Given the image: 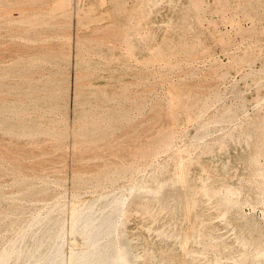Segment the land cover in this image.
<instances>
[{
    "label": "rangeland",
    "instance_id": "1",
    "mask_svg": "<svg viewBox=\"0 0 264 264\" xmlns=\"http://www.w3.org/2000/svg\"><path fill=\"white\" fill-rule=\"evenodd\" d=\"M8 1L9 4H12L10 2L15 4L14 0ZM39 1L41 0H29L27 3L34 9L33 5ZM42 1H47L44 3L47 8L55 5L54 0ZM18 2L15 5L18 4L19 7L24 1L18 0ZM70 3L71 6L68 8L70 10L67 12L69 15L66 13L69 18L65 13L63 17L61 13L49 19L56 27L59 25L58 22H64H61L58 28L53 27V30L56 29L54 31L46 30L52 35L56 34L43 40V47L46 48L39 50L40 56L28 57L31 58L28 60L35 59L39 74L42 75L46 71L43 76H39L40 79L36 76L35 83L28 80L21 82L18 78L28 61L25 60L27 57L12 54L13 50H17L27 42L21 32H16L20 26L12 32L8 29H0V33L2 32L0 42L4 43L0 44V48L6 46L5 51L2 50L0 55H4L5 60L11 59V61L4 60L3 64L0 63V67L6 64L5 68L12 72L6 77L8 84L10 82L14 84L15 80L20 81L18 85L12 86L11 83L4 89L0 88L4 91L3 93L0 91V97L3 94L2 97H6L8 101L7 108L0 106L4 109L3 112L0 111V145L4 146V148L0 147V157L5 156V159L0 158V210L3 209L4 212L10 210L4 214L0 211V225H2L0 247L4 249L8 246L7 241L11 240L9 237L14 236L18 231L17 228L20 229V223L24 222L23 218L24 227H27L33 217H43L48 208L61 205L64 207L63 248L67 261L72 241L76 239L75 247L78 249L82 247L80 235L71 234V207L74 205L86 207L101 195H111L109 199L121 195L125 202L124 209H128V212L121 218L119 228L124 231L126 239L134 247L136 246L134 250L140 262L144 260L142 248L144 250L147 243V246L152 245L151 248L154 250L160 247L159 249L164 250L163 253H168L169 256L184 255L182 243L173 235L181 227L192 225L186 220L190 214L186 209L188 210L187 201L191 197L189 187L193 178L192 183L195 185L192 186L197 188L205 186V190H197L198 194L201 192V196L203 194L204 196L203 198L200 195L196 196L197 200L200 197L201 202L198 201L197 205H200L196 206L195 213L193 212L199 214L198 218L199 216L200 219L201 216L203 218L199 219L200 222H196L198 228L196 223L193 226L197 230L205 227L216 237L212 240H204L201 236L198 241L218 243L222 248L224 247L223 250L227 255L229 253L228 259L220 258L219 254L211 249L203 252L202 246L199 247L194 242L195 244L190 246L198 249V254L195 253V264H207L215 258L227 264H234L233 260L236 259L235 257L238 258V253L236 255L234 253L241 249L238 244L241 228L250 225L253 231L248 233L249 236L264 241V204L260 201L264 192V183L262 185L260 183L264 176L257 174L264 164V0H71ZM79 9H82L85 15L80 13ZM89 14L93 15L89 16ZM91 17L96 20L92 21ZM127 17L131 18V21H128ZM80 20L83 26L79 24ZM124 25L126 28L128 25L133 28L129 26L126 29ZM63 34L66 35L65 41L61 38ZM124 34L128 35L124 39H131L126 40L133 42L131 43L133 47L130 43L127 44L128 41H124ZM80 41L81 44L78 45ZM56 47L58 50L62 49L61 52ZM127 47L131 50L127 51ZM118 48L122 51L120 49L118 51ZM10 50L11 54L10 52L4 54ZM125 50L132 56L130 54L127 57L129 54ZM59 56H62L64 61H57ZM124 59L130 61L127 60L128 65ZM75 78L81 79L78 88L81 84L80 89L83 91L90 89L87 88L88 86L92 87L94 94L80 93L82 97L78 95V98L75 91L78 80ZM37 79L41 83L38 85L42 91L37 85ZM31 84H36L37 90L39 91L40 88L39 92L42 93L38 92L40 95L36 97H26V100L24 97L21 98L19 91L28 88ZM20 85L28 87L20 89L22 87ZM46 85L51 89L49 93L52 94L48 93L51 97L43 92ZM53 88L55 92H52ZM101 91L107 94L103 95ZM62 94L64 97H61ZM56 95H60L59 98L62 99ZM92 95L98 98L95 99ZM83 97L89 99V102ZM107 97L110 100L104 101ZM58 103L61 107L57 105ZM81 103L84 105L85 113L95 105V109L91 108L94 110L90 109L92 117L88 115L89 113L86 114L87 116L82 113L83 110L80 112L81 108L84 109ZM174 109L175 115L171 113ZM77 111L83 118H80ZM169 112L174 118L177 117L176 121L173 120V116L169 117ZM23 115L27 117L26 120L31 121L34 130L27 128L18 132L10 130L11 128L4 124V121L8 120L21 121ZM78 127L82 130L77 131ZM88 128H94V132ZM74 131H77V136ZM17 132L23 133L20 135ZM86 134L92 137L87 138ZM111 142L114 147L119 146L113 148L114 151L110 149ZM80 147H83L81 150L86 153L78 151ZM89 147L92 149L90 150ZM85 148L87 151L84 150ZM74 151L75 154L79 152L78 155L81 157H76ZM84 153L87 155H83ZM98 153L101 154L100 157ZM109 165L111 169L115 168V172L113 170L110 172ZM105 166L110 176L106 173ZM213 168H216L215 171ZM102 169L105 170L106 175ZM117 170H121L122 173ZM100 171L104 174L99 173ZM100 174L105 177H100ZM155 175L159 177V181ZM85 179L87 182H84ZM92 179L95 183H92L94 182ZM207 179L212 181L206 182ZM242 180L246 183H242L244 182ZM113 182L114 184H111ZM240 184L243 185L244 190L240 191ZM133 186L135 189L131 191ZM148 187H151L153 192H149ZM28 189H31L30 196L34 194L33 198H27L26 194L30 193ZM32 190L37 193L35 191L36 194L32 193ZM246 192L251 193V200L248 199ZM140 199H147L146 203L150 206L152 204L150 217L146 216L148 215L146 211L142 212L135 206V201ZM224 201L230 204L225 216H223L224 209L218 205ZM35 208L38 209L37 213ZM176 208H178L177 212ZM39 211L42 213L40 214ZM151 217L155 223H152ZM174 217L182 220L183 224L182 222L177 224L180 228L174 224L176 219ZM3 218L6 221L1 220ZM167 218L171 220L168 221ZM12 220H15V223L19 221L16 223L17 226ZM6 222L10 224L7 226V232L6 226H3ZM10 226H13L14 231L12 228L10 230ZM37 227L39 228L33 226L31 232H36ZM17 233L15 236L18 235ZM13 236L12 239L16 238ZM25 238L26 241L24 240L22 246L30 245L31 237ZM143 243L145 244L142 245ZM154 244L158 247L154 248ZM160 259L161 257L152 258L146 264L174 263H160L158 261ZM14 262L11 261L10 264Z\"/></svg>",
    "mask_w": 264,
    "mask_h": 264
},
{
    "label": "bare ground",
    "instance_id": "2",
    "mask_svg": "<svg viewBox=\"0 0 264 264\" xmlns=\"http://www.w3.org/2000/svg\"><path fill=\"white\" fill-rule=\"evenodd\" d=\"M15 1V4H16V2H18V0H14ZM20 1V0H19ZM24 2L22 3V4H19V7L17 6V5H15V4H13V2H10V3H12V4H9V1L8 0H0V29H8L9 31H13V29H15V28H17V27H19L20 29L18 30V31H16V32H21V34L23 35V36H25L24 38L25 39H27V42L24 44V45H21V47H19L17 50H13L12 51V54L13 53H15L16 55H19V57H27V58H25V60H28V59H31V58H28V57H31V56H40V54H39V50L41 49H44V47L46 48V46H44L43 47V40H45V39H49V37H51V36H53V35H55L56 33H53V35L52 34H50L48 31H52L53 30V27H56V26H54L55 25V23H52L51 21H49V19L51 18L52 19V16L53 15H56V14H63V13H65V15H67L68 13V11L70 10H68V8L71 6V0H54L55 2H54V6L51 8H47V5L45 4L44 5V3L46 2L47 3V1H39V2H37V4H35V2H34V4L35 5H33V6H35V8L33 9L32 8V6L30 7V5L27 3L29 0H23ZM19 3V2H18ZM30 3V2H29ZM31 4V3H30ZM17 8V9H16ZM32 8V9H31ZM82 8V7H81ZM92 8V7H91ZM14 10H16V12H17V10H18V12L15 14L14 13ZM35 10V11H34ZM72 10V9H71ZM79 10H81L82 11V9H79ZM80 11V13H82V14H84L85 15V12L84 11H82L81 12ZM91 11H93V10H91ZM72 12H73V10H72ZM71 12V13H72ZM67 13V14H66ZM89 13V12H88ZM91 13V12H90ZM75 14V13H74ZM57 15V16H58ZM69 15V14H68ZM68 15L66 16V17H68ZM72 14H70V16H71ZM83 15V16H84ZM91 15H93V14H91ZM90 14H89V16H91ZM118 16V15H117ZM60 17V16H59ZM61 17H62V15H61ZM63 17H65L64 16V14H63ZM120 17V16H119ZM130 17V16H129ZM69 18V17H68ZM92 19V21H95L96 19L95 18H97L96 16H95V18H93V17H91ZM113 18V17H112ZM128 18V17H127ZM79 19V18H78ZM95 19V20H94ZM98 19V18H97ZM114 19H115V17H114ZM131 19V18H130ZM129 18H128V21H131ZM81 20H83V18H81ZM79 21V24L80 25H84L83 23H82V21ZM99 20V19H98ZM119 20V19H118ZM117 20V21H118ZM127 20V19H126ZM116 21V20H115ZM61 22H64V21H61ZM61 22H58L59 23V25H61ZM77 22V21H76ZM58 23H57V25H58ZM127 23V22H126ZM19 24V25H18ZM65 24H67V23H65ZM70 23H68V25H69ZM76 24V23H75ZM78 24V25H79ZM122 24V23H121ZM129 24V23H128ZM58 25V26H59ZM77 25V26H78ZM58 26L56 27V28H58ZM129 26H131V25H128V27L127 28H129ZM124 28H126L125 27V25L123 26ZM122 27V28H123ZM132 28H133V26H131ZM123 28V29H124ZM126 28V29H127ZM132 28H131V30H132ZM119 29V28H118ZM46 30H48V31H46ZM54 30H56V29H54ZM53 30V31H54ZM120 30H122L121 28H120ZM119 30V31H120ZM130 29H128V31H129ZM131 30H130V32H131ZM123 31V30H122ZM10 32V33H11ZM8 33V32H7ZM15 33V32H14ZM118 33H121V32H118ZM126 33V32H125ZM127 33H129V32H127ZM0 34H2V32L0 33ZM4 34H6L5 32H4ZM20 34V33H19ZM121 34H123V33H121ZM130 34V33H129ZM131 34H132V32H131ZM11 34H8V36H10ZM120 35V34H119ZM125 36H123V39H124V37H126V36H128L127 34H124ZM2 36V35H1ZM58 36V35H57ZM64 36H66V35H64L63 34V37L61 36V38H63L62 40H64L65 41V39H64ZM69 35L67 34V37H68ZM120 37V36H119ZM122 37V36H121ZM2 38V37H1ZM4 38V37H3ZM131 38V37H130ZM79 39V38H78ZM116 39H118V37L116 38ZM126 39H128V40H131V39H129V38H126ZM126 39H124V41L126 40ZM69 40H70V38H69ZM128 40H126V42L128 41ZM2 41V40H1ZM63 41V42H64ZM45 42V41H44ZM78 42V41H77ZM62 43V42H61ZM130 43V45L132 46L133 44H131V43H133V42H131V41H128V43L127 44H129ZM0 44L2 45V44H4V43H1L0 42ZM14 44V43H13ZM81 44V41L79 42V44L78 45H80ZM4 46V45H3ZM129 46V45H128ZM131 46H130V48H131ZM5 47V48H4ZM2 49L0 48V53H2L3 51L2 50H4L5 51V49H6V46H4ZM49 47V46H48ZM52 47V46H51ZM50 47V49H52ZM63 47H65V46H63ZM133 47V46H132ZM60 48H61V45H60ZM128 48V47H127ZM126 48V49H127ZM55 49V48H54ZM56 49L58 50V48L56 47ZM114 48L112 47V50H113ZM119 49L120 48H118V51H119ZM131 49H133V48H131ZM131 49H129L128 48V50L127 51H130ZM150 49V48H149ZM61 50L62 49H60V50H58L59 52H61ZM121 50V49H120ZM148 50V49H147ZM146 50V51H147ZM122 51V50H121ZM120 51V52H121ZM8 52H10L9 54H11V50L10 51H7V52H5L4 54H7ZM42 52V51H41ZM125 52H126V50H125ZM62 53H63V51H62ZM126 53H128V52H126ZM125 53V54H126ZM159 53V52H158ZM39 54V55H38ZM41 54H43V53H41ZM129 54V53H128ZM127 54V55H128ZM131 54V53H130ZM130 54L127 56V57H129L130 56ZM64 56H65V54H64ZM131 56H132V54H131ZM56 57H57V55H56ZM59 57H61L62 58V56H59ZM59 57L56 59L55 58V61L57 60V61H60V60H63V58L62 59H59ZM122 57H124V56H122ZM127 57H125V58H127ZM37 58H40V57H37ZM119 58V57H118ZM18 59V58H17ZM33 59V58H32ZM5 60V56L4 55H0V63L1 64H3V61ZM13 60V59H12ZM114 60V59H113ZM127 60L128 59H124V61L127 63ZM5 61H11V59L9 58V59H6ZM21 62H25L24 60L22 61V60H20ZM36 61H37V59H36ZM64 61V60H63ZM114 61H116V60H114ZM129 61V60H128ZM77 62H78V60H77ZM130 62V61H129ZM125 63V64H126ZM79 64V63H78ZM8 65V64H7ZM25 65H27V66H25V67H23L22 68V71H21V74L19 75V80L22 82L23 80L25 81V80H28V82L29 81H35V78H36V76H38L37 78H41V77H39L40 75H41V73L39 74V71L37 70L38 68H37V66H38V64L35 62V59L34 60H28L26 63H25ZM127 65H128V63H127ZM5 66H6V64H5ZM5 66L4 67H0V88L2 87L3 89H4V87L7 85V86H10V84L12 85V86H14V85H18L19 83H20V81L19 80H15V82H14V84H13V82H10V84H8L7 82H6V77H8V75L10 74V72L11 71H9L7 68H5ZM78 66V65H77ZM130 66H131V64H130ZM7 67V66H6ZM79 67V66H78ZM77 67V68H78ZM9 68V67H8ZM30 68H32V69H30ZM127 68V67H126ZM129 70V69H128ZM41 71H42V69H41ZM13 72H15V71H13ZM17 72V71H16ZM127 72V71H126ZM12 73V72H11ZM46 73V71L45 72H43L42 73V75L41 76H43V74H45ZM76 74V73H75ZM18 76V75H17ZM77 77V76H76ZM75 79H77V78H75ZM38 80V79H37ZM78 80V79H77ZM77 80H75V81H77ZM79 80H81V79H79ZM79 80L77 81V85H76V87L77 86H79L80 84H79ZM8 81V80H7ZM39 81V80H38ZM38 81H36L37 82V85H38V83L39 84H41L40 83V81L38 82ZM27 82V81H26ZM25 82V83H26ZM35 83V82H34ZM29 84V83H28ZM23 85V84H22ZM22 85H20V86H22ZM37 85L36 84H31V86H25V87H21L20 89H22V88H26V87H28V88H26V89H22L21 91H19V95H21L22 97L21 98H23L24 97V99L26 98V97H36V96H38V95H40L42 92H39L40 91V86L38 85V87H40L39 88V91L37 90L38 89V87H37ZM128 85V84H127ZM47 87H48V85H46ZM91 86H94V85H91ZM97 86H99V85H97ZM43 88L44 89V94L45 95H47L48 97L52 94H50L49 92H51V89L48 87V88ZM81 87H82V84H81ZM80 87V88H81ZM85 87V86H84ZM95 87V86H94ZM93 87V88H94ZM103 87L104 88H106L105 87V85L103 84ZM56 88V87H55ZM78 88V87H77ZM77 88H75L76 90V95L78 96L80 93H84V94H88V93H90V94H92L94 91H92L91 90V88L92 87H87V88H90V89H88V90H81L80 88H78V90H77ZM86 88V87H85ZM85 88H83V89H85ZM97 89H99V87H96ZM6 89V88H5ZM8 89V88H7ZM19 89V88H18ZM96 89V90H97ZM112 89V88H111ZM114 89V88H113ZM117 89V88H116ZM119 89H120V87H119ZM95 90V91H96ZM102 90V89H101ZM0 91H2V89L0 90ZM41 91H42V88H41ZM55 92V90H54V88H53V90H52V92ZM57 91V90H56ZM98 91V90H97ZM114 91H115V89H114ZM4 91H2V93H3ZM40 94H39V93ZM65 92V91H64ZM102 93L101 94H107V93H104L103 91H101ZM127 92V91H126ZM50 95H49V94ZM99 93H100V90H99ZM115 93V92H114ZM1 94V93H0ZM43 94V95H44ZM94 94V93H93ZM95 94H97L96 92H95ZM44 95V96H45ZM75 95V94H74ZM2 96H3V94H2ZM0 97V106H4L5 108H7L8 107V101H7V98L6 97ZM53 96V95H52ZM58 98H59V96L60 95H56ZM63 96V94L61 95V97ZM80 96V98L82 97L81 95H79ZM79 96H78V98H79ZM91 96V95H90ZM90 96H88V97H90ZM92 96H94V95H92ZM107 96V95H106ZM108 96H109V94H108ZM112 96H114V95H112ZM112 96H110L109 98L111 99V97ZM51 97V96H50ZM60 97V98H61ZM64 97V96H63ZM74 97H76V96H74ZM95 97V96H94ZM103 97V96H102ZM41 98V97H40ZM59 98V99H60ZM83 98H85L86 99V101H88L89 102V99L87 100V98L86 97H83ZM91 98V97H90ZM98 97H95V99H97ZM104 98V97H103ZM108 97L107 98H105V100L104 101H108V100H110ZM27 99V98H26ZM25 99V100H26ZM36 99V98H35ZM34 99V100H35ZM54 100H55V97L53 98ZM62 99V98H61ZM73 99H75L76 100V98H73ZM107 99V100H106ZM29 100V99H28ZM31 100H33V98L31 99ZM78 100V99H77ZM76 100V101H77ZM56 101V100H55ZM58 101H60V100H58ZM29 102V101H28ZM28 102H26V103H28ZM60 102H62V101H60ZM79 103L81 102L80 100L78 101ZM85 102V101H84ZM22 103V102H21ZM63 103V102H62ZM87 103V102H86ZM174 103V102H173ZM176 103V102H175ZM76 104V103H75ZM82 104V103H81ZM85 104V103H84ZM88 104V103H87ZM27 105V104H26ZM57 105H59V103L57 104ZM76 105H79V104H76ZM83 105V104H82ZM86 105V104H85ZM30 106V105H29ZM56 106V105H55ZM60 106V105H59ZM91 106V105H90ZM93 107L95 106V105H92ZM97 106V105H96ZM61 107V106H60ZM89 107V106H88ZM93 107H91V108H93ZM30 108V107H29ZM57 108V107H56ZM65 108V107H64ZM78 108H79V106H78ZM83 108H84V105H83ZM90 108V109H91ZM89 109V108H88ZM89 109V112H87V113H85L84 111H85V108L84 109H82L81 108V110H80V112L83 110V112L82 113H84L85 115L86 114H88L90 117H92L91 115H92V113H91V115H90V111L91 110H94L95 109V107H94V109H91L90 110ZM2 110V111H1ZM3 110L4 109H1V107H0V111L1 112H3ZM49 110V109H48ZM179 110V109H178ZM185 110V109H184ZM6 111V110H5ZM16 111V110H15ZM88 111V110H87ZM108 111V110H107ZM118 111V110H117ZM173 111H176L175 109L174 110H172L171 111V113H173V115H175L176 113L175 112H173ZM78 113H79V111H77ZM92 112V111H91ZM110 112V111H109ZM43 113V112H42ZM76 113V112H75ZM74 113V114H75ZM81 113V114H82ZM170 113V112H169ZM171 113H170V115H169V117H172L173 115H171ZM83 114V115H84ZM34 115V114H33ZM32 114H31V116H33ZM79 115H80V113H79ZM85 115H84V117H85ZM28 116V115H27ZM34 116H37V115H34ZM87 116V115H86ZM88 116V117H89ZM94 116V115H93ZM177 116H179L178 114H177ZM83 118V116H81L80 115V118ZM26 116L25 115H23V119L21 120V121H10V120H8V121H4V124L6 125V126H8L9 128H11L10 130H16V131H21V130H23V129H27V128H29V129H32V130H34V127H33V125L31 124V121H28L29 119H27L26 120ZM28 118H29V116H28ZM33 118V117H32ZM36 118H38V117H36ZM110 118H112V117H110ZM173 118H174V116H173ZM172 118V119H173ZM179 118V117H178ZM35 119V118H34ZM34 119H33V121H34ZM85 119V118H84ZM172 119H170V120H172ZM175 119H177V117L176 118H174L173 120H175ZM31 120V119H30ZM37 120V119H36ZM78 120H80L79 119V117H78ZM111 120V119H110ZM180 120V119H179ZM76 121V120H75ZM106 121V120H105ZM176 121V120H175ZM178 121V120H177ZM75 123H77V121L75 122ZM174 123V122H173ZM172 123V124H173ZM179 123V122H178ZM175 125L177 124V122H175L174 123ZM184 124V123H183ZM36 125V124H35ZM41 125V124H40ZM81 125V124H80ZM84 125V124H83ZM82 125V126H83ZM5 126V127H6ZM8 127H6V128H8ZM77 127V126H76ZM87 127V126H86ZM90 127V126H89ZM91 127H93V126H91ZM37 128V127H36ZM84 128V127H83ZM96 128H97V126H96ZM99 128V127H98ZM235 128V127H234ZM41 129L42 128H40V131H41ZM73 129V128H72ZM75 129V128H74ZM77 129V128H76ZM86 129V128H85ZM89 129V128H88ZM92 129V128H91ZM91 129H89V130H91ZM94 129V128H93ZM92 129V131L94 132V130ZM100 129V128H99ZM99 129H97V130H99ZM104 129V128H103ZM37 130H38V128H37ZM36 129H35V131L34 132H36L37 131ZM82 130V128H79L78 127V129H77V131H81ZM109 130V129H108ZM9 131V130H8ZM14 131H11V132H13L14 133ZM39 131V132H40ZM77 131H74V132H76L75 133V135L77 136ZM95 131H96V129H95ZM104 131H105V129H104ZM17 132V133H18ZM38 132V133H39ZM54 133H55V131H53ZM91 132V131H90ZM107 132V131H106ZM21 134L23 133V132H20ZM20 133H18V134H20ZM26 133V132H25ZM25 133H24V136H25ZM50 133V132H49ZM73 133V132H72ZM82 133V132H81ZM87 133V132H86ZM20 134V135H21ZM32 134H34V133H32ZM51 134V133H50ZM91 134V133H90ZM97 135V134H96ZM74 136V135H73ZM82 136H83V134H82ZM86 136H87V134H86ZM86 136H84V137H86ZM88 136H91V135H89L88 134ZM87 136V138H89ZM92 137V136H91ZM93 137H94V134H93ZM21 138V137H20ZM26 138V137H25ZM86 138V139H87ZM2 139V138H1ZM75 139V138H74ZM249 139V138H248ZM4 140V139H3ZM77 140V139H76ZM83 140V139H82ZM92 143V142H91ZM112 143V142H111ZM120 143V142H119ZM123 143V142H122ZM126 143V142H125ZM124 143V144H125ZM116 144V143H115ZM121 144V143H120ZM129 144H130V140H129ZM128 144V145H129ZM165 144V143H164ZM238 144H240V143H238ZM12 145H14V144H12ZM123 145V144H122ZM2 145H0V147H1ZM82 146V145H81ZM104 146V145H103ZM111 146V145H110ZM109 146V147H110ZM118 145H115V147L113 146V143H112V148H110V149H112L113 150V148L115 149L116 147H117ZM124 146V145H123ZM3 148H4V146H2ZM85 147V146H84ZM108 147V146H107ZM106 147V148H107ZM119 147V146H118ZM117 147V148H118ZM121 147L122 146H120V149H121ZM225 147V146H224ZM98 148V147H97ZM96 148V149H97ZM100 148V147H99ZM158 148V147H157ZM78 149V148H77ZM81 149H83V147L81 148L80 147V149L78 150V151H80ZM89 149H90V147H89ZM91 149H92V147H91ZM90 149V150H91ZM95 149V150H96ZM156 149V148H155ZM160 149V148H159ZM158 149V150H159ZM169 149V148H168ZM84 150H86V148L84 149ZM90 150H88V151H90ZM95 150H94V153H96L95 152ZM112 150H110V151H112ZM161 150V149H160ZM7 151V150H6ZM87 151V150H86ZM114 151V150H113ZM116 151V150H115ZM178 151H180V150H178ZM82 152H85V151H83V150H81V153ZM93 152V151H92ZM91 152V153H92ZM186 152H189V151H186ZM185 152V153H186ZM2 153V152H1ZM79 153V152H78ZM78 153H76L75 154V151H74V154H75V156L76 157H78V156H80V155H78ZM86 153V152H85ZM83 154V155H87V154ZM90 153V152H89ZM113 153H115V152H113ZM158 153V152H157ZM203 153V152H202ZM80 154V153H79ZM99 154V153H98ZM111 154H112V152H111ZM156 154V153H155ZM3 155V154H2ZM82 155V154H81ZM91 155V154H90ZM113 155V154H112ZM207 155H209V154H207ZM206 155V156H207ZM1 156V155H0ZM92 156V155H91ZM94 156V155H93ZM99 157L101 156V154H99L98 155ZM106 156V155H105ZM125 156V155H124ZM5 156L3 155L2 157H0V158H4ZM75 157V158H76ZM81 157V156H80ZM79 157V158H80ZM95 157H97V155L95 156ZM104 157V156H103ZM159 158V157H158ZM5 159V158H4ZM8 159V158H7ZM2 160V159H1ZM79 160H81V159H79ZM154 160V159H153ZM176 162V161H175ZM153 163V162H152ZM151 163V164H152ZM179 164V163H178ZM22 165V164H21ZM97 166V165H96ZM114 166V165H113ZM113 166H112V168H113ZM24 167H25V165H24ZM100 167V166H99ZM106 167V173H108V175H109V170L111 169V166L109 165L108 167V169H107V166H105ZM104 167V168H105ZM116 167V166H115ZM28 168V167H27ZM31 168V167H30ZM77 168V167H76ZM75 168V169H76ZM79 168V167H78ZM96 168V167H95ZM132 168V167H131ZM120 169V168H119ZM127 169V168H126ZM182 169V168H181ZM208 169V168H207ZM214 169V171H215V169L216 168H213ZM213 169H212V171H213ZM103 170V169H102ZM114 171L115 170V168H113V169H111L110 170V172L111 171ZM129 170V169H128ZM131 170V169H130ZM210 170H211V168H210ZM86 171H88V169H86ZM86 171H85V173H86ZM90 171V170H89ZM105 170H103V172H104ZM108 171V172H107ZM117 171H121V170H117ZM123 171V170H122ZM205 171H207V170H205ZM30 172V171H29ZM36 172H37V169H36ZM75 172V171H74ZM79 172H81V171H79ZM83 172V171H82ZM103 172H99V173H102V174H104ZM115 172V171H114ZM113 172V173H114ZM124 172H125V170H124ZM144 172V171H143ZM195 172V171H194ZM204 172V171H203ZM202 172V173H203ZM237 172V171H236ZM78 173V172H77ZM96 173V172H95ZM106 173L104 174V175H106ZM113 173H112V175H113ZM120 173H122V172H120ZM119 173V174H120ZM206 173V172H205ZM204 173V174H205ZM24 174V173H23ZM76 174V173H75ZM74 174V175H75ZM102 174H100V177L102 176ZM125 174V173H124ZM151 174V173H150ZM207 174V173H206ZM257 174H259V175H261V176H264V164H263V166H262V168L259 170V172L257 173ZM73 175V176H74ZM80 175V174H79ZM96 175V174H95ZM94 175V176H95ZM98 176H99V174H97ZM111 175V174H110ZM109 175V176H110ZM183 175V174H182ZM192 175V174H191ZM194 175V174H193ZM203 175V174H202ZM208 175V174H207ZM209 175H210V172H209ZM237 174L235 173V175L234 176H236ZM26 176V175H25ZM35 176V175H34ZM77 177H78V174L76 175ZM93 176V175H92ZM98 176H97V178H98ZM109 176H106V177H109ZM122 176V175H121ZM211 176V175H210ZM209 176V177H210ZM226 176H228V175H226ZM76 177V178H77ZM84 177V176H83ZM96 177V176H95ZM103 177H105V176H102V178ZM117 177H118V175H117ZM75 178V177H74ZM75 178V179H76ZM79 178H82V177H79ZM88 178V177H87ZM154 178V177H153ZM155 178H157V180H158V178L159 177H156V175H155ZM162 178H163V176H162ZM200 177H198V179H199ZM212 178V177H211ZM233 178H235V177H233ZM83 179V178H82ZM94 179V178H93ZM92 179V180H93ZM99 179V178H98ZM97 179V180H98ZM101 179V178H100ZM106 178H104V180H105ZM132 179V178H131ZM187 179V178H186ZM196 179V178H195ZM231 179V178H230ZM37 180V179H36ZM79 180V179H78ZM149 180H150V177H149ZM161 180V179H160ZM192 180H193V178H192ZM191 180V187H189V189L191 188V197L190 198H188V201H187V205H188V210L186 209V211H188L190 214H189V216H188V218L186 219L187 220V222L190 224V223H192V225H188L187 227H179V226H177V224H179L180 222H182V220L181 219H177V217H174V218H176L175 219V225L177 226V227H179L178 229V231L177 232H175L174 233V238H176L177 240H179L181 243H182V246H183V248H184V251H182V252H184V255H174V256H169L168 255V253L167 254H164L163 253V251H162V249L160 250L159 248V251H157L158 249H156V250H154V249H152L151 247H152V245L151 246H147L148 245V243H147V245H145L144 246V250H143V248H142V251H143V254H142V257L144 258V260H142L141 262H140V260H139V256L136 254V252H135V250H134V248H136V246L134 247V245H132L131 244V242L128 240V239H126V237H125V234H124V231H121L120 230V228H119V222H120V220H121V218L128 212L127 210H125L124 208H125V202H124V200L122 199V196L121 195H115V196H113L111 199H109L110 198V196L111 195H101V194H103V193H101V194H99V195H101V196H99L95 201H93L92 203H90L88 206H86L85 207V205H84V207L82 206V207H80V206H76V205H74L73 207H71L72 209V212H71V210H70V214H71V216H70V219H71V226H70V230H71V234H79L80 235V237H81V239H82V247H80L79 249L77 248V247H75V245L77 244V240L75 239V241L73 242L72 241V243H71V248H70V252H69V255H68V260L66 261V257L64 256L65 254H64V248H63V239H64V235H65V226H64V222H63V211H64V207L63 206H61V205H54L53 207H50V208H48L47 209V211H46V213L44 214V216L43 217H39V216H35V217H33V219L32 220H29V221H31L30 222V224L27 226V227H24V224H25V219L23 218V220H24V224L23 223H20L21 225H22V227H20L21 225H19V228L20 229H18L17 228V230L19 231H17V232H15V234H14V236L16 235V233L18 234L17 236H15L16 238H14V236H13V238L14 239H12L11 237H9L11 240H8L9 241V243H8V241H7V245H6V242H4L5 243V246H7L6 248L4 247V249H2V247H0V249H1V251H0V264H10V262L11 261H15L14 262V264H146L147 263V261H150L152 258L153 259H159V257H161V259L160 260H158V261H160V263H168V262H174L175 264H195V260H196V257H195V253H197L198 252V249L197 248H193V247H191L190 245H192L194 242H196L197 243V246H199V245H201L202 246V251L204 250H209V249H211V251H213L214 253H217V254H219V256H220V258H222V257H224V258H226V259H228L227 258V256L229 255V253H228V255L224 252V247L222 248L221 247V245L219 244L218 245V243L217 244H214V243H204V242H200V241H198L199 240V237H201L202 236V238L204 239V240H208V239H211L212 240V238H216L215 236H213L212 235V232L210 233V231H208L205 227V229L203 228V229H201V230H197V228L199 227V226H197L198 224V222H200L199 221V219H200V216H199V218L197 217L199 214H193V212L195 211V209L197 208L196 206H199V205H197L198 204V201L200 200V197L201 198H203V196H204V194H203V196H201L202 195V193L200 192V194H198V191H201V189H203V190H205V186L202 188L201 186L199 187L198 185V188L195 186H192L193 184L195 185V183H192L193 181ZM200 180L201 181H203L201 178H200ZM208 180H210V179H207V181L206 182H208ZM233 180V179H232ZM239 181H240V179H238ZM249 180V179H248ZM26 181V180H25ZM46 181V180H45ZM76 181V180H75ZM82 181V180H81ZM86 181V179L84 180V182ZM94 182H92V183H95V180H93ZM100 181V180H99ZM101 181H103V179L101 180ZM106 181V180H105ZM111 181V180H110ZM114 181V180H113ZM145 181V180H144ZM148 181V180H147ZM151 181V180H150ZM159 181V180H158ZM162 181V180H161ZM160 181V182H161ZM210 181H212V180H210ZM242 181H244V180H242ZM263 181H264V179H263ZM261 182L260 183V185H262L264 182ZM23 182V181H22ZM77 182H79V181H77ZM87 182V181H86ZM98 182V181H97ZM108 181H106V183H107ZM152 183H153V181H151ZM197 182V181H196ZM206 182H203L204 184L206 183ZM241 182V181H240ZM248 182V181H247ZM52 183V182H51ZM89 183V182H88ZM146 183V182H145ZM157 183H159V182H157ZM189 183V184H190ZM242 183H246V181H244V182H242ZM41 185H43V183H40ZM57 184V183H56ZM78 184H80V183H78ZM84 184H86V183H84ZM111 184H114V182L113 183H111ZM111 184H108V185H111ZM184 184V183H183ZM188 184V185H189ZM211 184H212V182H211ZM237 184H239L238 183V181H237ZM46 185V184H45ZM74 185V184H73ZM91 185V184H90ZM148 185V184H147ZM147 185H146V187H147ZM150 185V184H149ZM203 185V184H202ZM246 184H244V186H245ZM248 185V184H247ZM27 186H28V183H27ZM32 186V185H31ZM30 186V187H31ZM40 186V185H39ZM48 186V185H47ZM50 186V185H49ZM82 186H83V183H82ZM92 186V185H91ZM94 186H96V185H94ZM151 186V185H150ZM153 186H154V183H153ZM190 186V185H189ZM239 186V185H238ZM22 187V186H21ZM33 187V186H32ZM32 187H31V189H32ZM75 187L77 188V186H76V183H75ZM81 186H79V188H80ZM86 187V186H85ZM145 187V186H144ZM143 187V188H144ZM145 187V188H146ZM237 187V186H236ZM240 191L241 190H244V187H243V185H241L240 184ZM28 188V187H27ZM27 188H26V190H27ZM35 188V187H34ZM44 188V187H43ZM92 188V187H91ZM106 188H107V186H106ZM105 188V189H106ZM149 188V192L150 191H152V188L151 187H148ZM238 188V187H237ZM246 188V187H245ZM30 189V190H31ZM96 189V188H95ZM135 189V187L133 186V187H131V191H133ZM189 189H187L188 191H189ZM200 189V190H199ZM26 190H25V192H26ZM29 190V189H28ZM30 190H29V192H30ZM36 190V189H35ZM34 190V191H35ZM58 190H59V188H58ZM78 191L80 190V189H77ZM76 190V191H77ZM100 190V189H99ZM101 190H102V187H101ZM185 190V189H184ZM198 190V191H197ZM246 190V189H245ZM33 191V190H32ZM32 192V193H35V192ZM76 191H75V193H76ZM95 192H98V191H96V190H94ZM103 191V190H102ZM109 191H111V190H109ZM116 191V190H115ZM187 191V192H188ZM251 191V190H250ZM249 191V192H250ZM21 192V191H20ZM24 192V193H25ZM28 192V191H27ZM104 192V191H103ZM153 192V191H152ZM19 193V192H18ZM22 193V192H21ZM23 193V194H24ZM37 193V192H36ZM35 193V194H36ZM100 193V192H99ZM204 193V192H203ZM242 193V192H241ZM243 193H244V191H243ZM11 194V193H10ZM14 194V193H13ZM29 194H31V192L30 193H28V194H26V195H28V199L30 198V197H32L33 198V195L34 194H32L31 196L29 195ZM188 195H189V193H187ZM251 194V193H250ZM250 194H248L247 192H246V195H247V197H248V199H250L251 197H250ZM25 195V194H24ZM198 195H200V197H199V200H197V197H198ZM15 196V195H14ZM37 196H39V195H37ZM77 196V195H76ZM197 196V197H196ZM93 197V196H92ZM189 197V196H188ZM36 198V197H35ZM125 198V197H124ZM77 199V198H76ZM185 199V198H184ZM212 199V198H211ZM37 199H35V201H36ZM73 200V199H72ZM145 200H147V199H145ZM144 199H140V200H138L137 202L135 201V206L136 207H138L139 209H141L142 210V212H143V210L144 211H146V213L149 215L150 213H151V210H152V204H151V206L148 204V203H146V201H145ZM251 200V199H250ZM54 201V200H53ZM56 201H57V199H56ZM76 201V200H75ZM163 201V200H162ZM210 201V200H209ZM260 201H261V203L262 204H264V192L262 193V195H261V197H260ZM31 202H32V200H31ZM30 202V203H31ZM170 202V201H169ZM173 202V201H172ZM199 202H201V200L199 201ZM250 202V201H249ZM86 203V202H85ZM180 203V202H179ZM202 204H203V201H202ZM201 204V205H202ZM49 205V204H48ZM71 205H73V203L71 204ZM79 205V204H78ZM169 205V204H168ZM173 205V204H172ZM204 205V204H203ZM202 205V206H203ZM218 205L221 207V208H223L224 209V211H223V216H225L226 215V213L228 212V210H229V202L228 201H224V202H221V203H218ZM15 206V205H14ZM174 206V205H173ZM206 206V205H205ZM209 206V205H208ZM216 206V205H215ZM11 207V206H10ZM13 207V206H12ZM158 207V206H157ZM201 207V206H200ZM154 208V207H153ZM172 208V207H171ZM185 208H187V207H185ZM206 207H204V209H205ZM215 208V207H214ZM22 209V208H21ZM41 209V208H40ZM39 209V210H40ZM177 209L178 208H176V212H177ZM182 209H183V205H182ZM181 209V210H182ZM207 209H208V207H207ZM9 210V209H8ZM8 210H6V211H8ZM34 210H36V213H37V210L38 209H34ZM45 210V209H44ZM157 210V209H156ZM180 210V211H181ZM199 210V209H198ZM1 211V210H0ZM5 211V212H6ZM10 211V210H9ZM11 211H12V209H11ZM14 211V210H13ZM23 211V210H22ZM43 211V210H42ZM184 211V210H183ZM182 211V212H183ZM200 211V210H199ZM202 211V210H201ZM208 210H206V212H207ZM3 212V214L5 213L4 211H3V209H2V211H1V213ZM40 212V211H39ZM130 212V211H129ZM173 212V211H172ZM202 212H205V211H202ZM0 213V214H1ZM8 213H10V212H8ZM33 213H35V212H33ZM42 212H40V214H41ZM185 213V212H184ZM187 213V212H186ZM195 213V212H194ZM199 213V212H198ZM2 214V215H3ZM7 214V213H6ZM5 214V216H7ZM130 214V213H129ZM129 214H127V215H129ZM145 214V213H144ZM174 214H175V212H174ZM178 214V213H177ZM188 214V213H187ZM12 215H14V214H12ZM31 215H32V213H31ZM31 215H29L30 217H32ZM36 215V214H35ZM148 215H146L147 217H150V215L148 216ZM159 215V214H158ZM176 215V214H175ZM174 215V216H175ZM179 215V214H178ZM186 215V214H185ZM184 215V216H185ZM212 215V214H211ZM1 216V215H0ZM4 216V217H5ZM10 216V215H9ZM25 216V215H24ZM23 216V217H24ZM126 216V215H125ZM163 216V215H162ZM161 216V217H162ZM180 216V215H179ZM203 216H204V213H203ZM206 216H210V215H206ZM205 216V217H206ZM19 217H21V216H19ZM154 217V216H153ZM153 217H151L152 219H153ZM204 217V218H205ZM228 217V216H227ZM11 218V217H10ZM28 218V217H27ZM27 218H26V220H27ZM150 218V221L152 220ZM170 218H172V216L170 217ZM169 218V219H170ZM202 216H201V219L200 220H202ZM207 218V217H206ZM208 218H210V217H208ZM164 219V218H163ZM168 219V218H167ZM169 219H168V221H169ZM1 220H5V218H3V219H1ZM16 220H18V219H16ZM156 220V219H155ZM162 220V219H161ZM171 220V219H170ZM183 220H184V218H183ZM207 220V219H206ZM6 221V220H5ZM5 221H4V223H5ZM7 221H8V219H7ZM13 221V223L16 225V223H18L19 221H20V219H19V221L18 222H16L15 223V220H12ZM153 222L152 223H155L154 222V219L152 220ZM158 221H159V219H158ZM158 221H156V223L158 222ZM70 222V221H69ZM161 222H163V220L161 221ZM197 222V223H196ZM0 223H1V221H0ZM12 223V222H11ZM12 223V224H13ZM194 223H196V226H197V228L195 229V227L193 226V225H195ZM3 224V223H2ZM7 224V225H6ZM6 224L5 225H3L5 228H6V232H7V226H8V224H9V222L7 223L6 222ZM27 224V223H26ZM173 224V225H174ZM182 224H183V222H182ZM232 224V223H231ZM10 225V224H9ZM168 225H169V223H168ZM171 225V224H170ZM199 225H200V223H199ZM204 225V224H203ZM0 226H2V225H0ZM17 226V225H16ZM16 226H15V228H16ZM26 226V225H25ZM33 226H39V228L37 227V231L36 232H31V228L33 227ZM4 227H2V228H4ZM13 227V226H12ZM11 226L9 227L10 228V230H12L13 229V231H14V228H12ZM174 227V226H173ZM208 227V226H207ZM12 228V229H11ZM202 228V227H201ZM211 228V227H210ZM213 228V227H212ZM33 229V228H32ZM1 230V229H0ZM241 231H239V233H240V238L238 239V244H239V246H240V248L241 249H238L237 250V252H235L234 254L236 255V253H238V258L237 257H235L236 259L235 260H233V261H235V263L234 264H264V241L262 242L261 241V238L260 239H258L257 238V240L255 239V238H253L252 236H249L250 234H248V233H251L253 230H252V227L250 226V225H246V227H243V228H241L240 229ZM13 231H12V233H13ZM211 231H212V229H211ZM1 232V231H0ZM173 232V231H172ZM171 233V232H170ZM169 233V234H170ZM2 234H4V233H2ZM6 234H8V233H5V235ZM9 234H10V232H9ZM248 235V236H247ZM27 236H30L31 237V239H30V243L29 242H27V243H29L30 245H26V246H22V243L24 242V240L26 239L25 237H27ZM73 236V235H72ZM219 237V236H218ZM1 238H2V236H1ZM4 238V237H3ZM6 238H8V236L6 237ZM5 238V239H6ZM2 240V239H1ZM203 240V241H204ZM26 241V240H25ZM28 241V240H27ZM1 242V241H0ZM3 242V241H2ZM147 242V241H146ZM199 242V243H198ZM205 242H208V241H205ZM73 243H75V244H73ZM2 244V243H1ZM0 244V245H1ZM73 244V245H72ZM145 243H143L142 245H144ZM153 244V243H152ZM195 244V243H194ZM197 246H195V247H197ZM228 246V245H227ZM158 247V246H157ZM157 247H155V244H154V248H157ZM200 247V246H199ZM198 247V248H199ZM197 249V250H196ZM226 249H227V247H226ZM232 250V249H231ZM230 250V251H231ZM141 251V252H142ZM203 251V252H204ZM139 252V251H138ZM200 253V252H199ZM202 253V252H201ZM198 254V253H197ZM196 254V255H197ZM231 254V253H230ZM140 255V254H139ZM167 255V256H166ZM198 260V259H197ZM198 262V261H197ZM173 263V264H174ZM206 263H207V261H206ZM207 264H227V263H224V262H222L221 260H219L218 258H215V260L214 261H210V262H208Z\"/></svg>",
    "mask_w": 264,
    "mask_h": 264
}]
</instances>
